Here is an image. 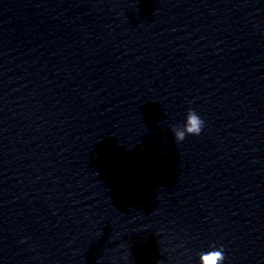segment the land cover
<instances>
[{"label":"clouds","instance_id":"1","mask_svg":"<svg viewBox=\"0 0 264 264\" xmlns=\"http://www.w3.org/2000/svg\"><path fill=\"white\" fill-rule=\"evenodd\" d=\"M204 127V120L193 109L187 111L185 121L180 128L172 129L173 136L177 143L185 140L186 136H199ZM225 254L223 247L211 246L208 251L199 254V264H223Z\"/></svg>","mask_w":264,"mask_h":264}]
</instances>
